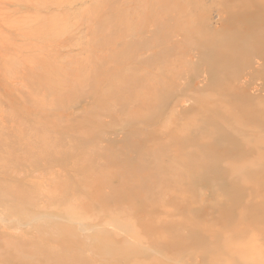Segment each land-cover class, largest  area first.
<instances>
[{
    "label": "rangeland",
    "instance_id": "obj_1",
    "mask_svg": "<svg viewBox=\"0 0 264 264\" xmlns=\"http://www.w3.org/2000/svg\"><path fill=\"white\" fill-rule=\"evenodd\" d=\"M184 218L216 228L204 259L160 227ZM80 241L83 264L97 241L92 264H264V0H0V264Z\"/></svg>",
    "mask_w": 264,
    "mask_h": 264
},
{
    "label": "bare ground",
    "instance_id": "obj_2",
    "mask_svg": "<svg viewBox=\"0 0 264 264\" xmlns=\"http://www.w3.org/2000/svg\"><path fill=\"white\" fill-rule=\"evenodd\" d=\"M260 12H262V11H260ZM257 15L254 12L253 14L248 15V17H246V18H252V21L254 22V21H256ZM260 20H262V18H260ZM254 40H255L254 41V44H255V43L258 42L259 39H258V37L257 38L255 37ZM233 55L234 56H232V54L227 55V58L230 60V62H231V60L235 61L237 59V55H235L234 53H233ZM247 82H249V81L245 80V83H247ZM161 157H163V156L161 155L160 159H161ZM172 159H174V157ZM172 159H171V163L169 164V166L166 167L167 169L163 168V165L161 164V161L159 159L155 162V164H153L152 162L149 163V167L147 169V177L149 178L150 184H152L154 186L155 184H159L160 180L166 179V178L172 179L173 181H177V179L179 177V173L181 174V172H179L181 170V168L179 166V163H183L184 164V162L178 161L177 163H175V162H172ZM154 165L159 166L156 171H153V166ZM183 167H184V165H183ZM198 169H200L199 165H198ZM186 170H188V168ZM178 187H180V185L177 182L171 183V184L165 185V186L163 185V186H161V189H160L161 192L160 193L167 194V193H169V191L171 192V191L177 190ZM97 193L98 192L95 190V193H93V194L95 196H97L98 195ZM128 193H130V192H128ZM239 218H240L241 221L243 220V216H239ZM194 225H195L194 223H191V225H190L189 222H188V219H186V218L182 219L181 226L183 228V232L180 231V233L182 235H180L179 233H175V232H169L168 230L170 228H166L165 229L163 226H160V227H162L164 229V231H166L167 233L171 234V236L173 238V242L176 241L175 242L176 246L178 245L177 247H178V249H179V251L181 253L189 252L192 255H195L197 257H201V258L204 259L206 257V255L209 253L210 249H211V246L208 243H205V242H207V240L209 241V240H213L214 239V235L216 234L215 233L216 228L215 227H213V228L208 227L207 229L210 230V232L209 233H206V232L205 233H201V234H199V237H198V235L195 233ZM247 225L248 224H245V227L247 228V231L251 230L254 233V231L256 230V227L252 226L250 228L251 225H248V226ZM195 234H196V236H195ZM205 236L208 238L206 241H204V237ZM173 242H172V244H173ZM62 243H66V242L63 241ZM81 243L84 244V242H82V241H80V243L74 244L75 249H74L73 252L76 253V254L74 256H72L69 261L67 259L59 258V259L53 260V261H55L54 263L55 264H78L77 260L79 259L80 264H83L82 260L80 259L81 255L78 254V250L79 249H76L77 246H81V247L84 248V245L81 244ZM191 243H193V244H191ZM101 244H103V246H104V245L107 244V241H104L102 243H100V241L99 242L98 241L97 242H92V244L90 246V249H88L90 251V255H89L90 262L89 261H84L85 260L84 258H83V261L84 262H88L89 264H92L93 259L94 260L96 258L99 259L100 256L95 255V253L100 251V249L102 247ZM71 247L74 248L73 246H71ZM65 249L66 248L62 247V250L60 251L61 255H65L67 253V250H65ZM107 253H114V254L118 255L119 256L118 258H123L122 261H125V260L127 261L132 254H133V256H139V257H137L138 259H140V257L142 258L141 253L138 252V251H134V252L132 251L131 253H129V252H127V250L125 251V250H121V249H119V250H111V249H109V251ZM118 261H121V260H118ZM117 262H116V264H117Z\"/></svg>",
    "mask_w": 264,
    "mask_h": 264
}]
</instances>
